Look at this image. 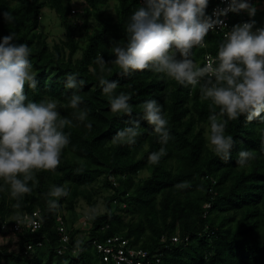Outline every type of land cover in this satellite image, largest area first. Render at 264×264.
Wrapping results in <instances>:
<instances>
[{
  "label": "trees",
  "instance_id": "1",
  "mask_svg": "<svg viewBox=\"0 0 264 264\" xmlns=\"http://www.w3.org/2000/svg\"><path fill=\"white\" fill-rule=\"evenodd\" d=\"M82 1L0 0V232L19 245L4 255L105 264L93 241L121 234L159 253L155 264H264V42L258 57L217 30L201 44L216 0ZM250 3L235 26L264 25ZM44 7L64 29L51 47ZM206 53L217 74L204 72ZM97 180L105 210L79 239L64 210L92 205ZM35 210L37 229H13Z\"/></svg>",
  "mask_w": 264,
  "mask_h": 264
},
{
  "label": "built area",
  "instance_id": "2",
  "mask_svg": "<svg viewBox=\"0 0 264 264\" xmlns=\"http://www.w3.org/2000/svg\"><path fill=\"white\" fill-rule=\"evenodd\" d=\"M141 4H146L148 0H139ZM255 2L257 8H263L264 2L261 0H216V3L210 9V15L203 17L198 21L200 32L197 36L201 44H203V36L209 30L221 31L224 36L231 38L235 49L241 46L250 50L252 54L258 57L259 44L264 42V25H253L250 21L245 20V16L235 26L231 22V16L236 13L242 14L250 9ZM80 10L76 8V11ZM251 10V9H250ZM175 51L184 54V49L175 47ZM204 72L208 75L217 74L215 67V58L206 53L204 55ZM60 225L57 227L60 240L65 244L69 235L63 226L61 217L57 218ZM40 225V214L37 210L32 214L22 213L13 223L14 230H20L28 227L35 230ZM187 237L184 238V240ZM173 242L181 241L178 235L171 237ZM96 253L105 264H155L160 261V254L151 252L139 246H133L129 243V239L121 234H113L101 241H93ZM31 245H27V249H31Z\"/></svg>",
  "mask_w": 264,
  "mask_h": 264
},
{
  "label": "rangeland",
  "instance_id": "3",
  "mask_svg": "<svg viewBox=\"0 0 264 264\" xmlns=\"http://www.w3.org/2000/svg\"><path fill=\"white\" fill-rule=\"evenodd\" d=\"M73 8H81L80 4H83L82 0H71ZM114 1L110 2V7L107 8L109 12L114 13ZM38 30L43 32L47 37L48 45L51 47L54 42L59 41L60 39H64V29L60 24V19L57 16L56 12L48 7H44L41 11L39 22H38ZM86 41V37H82L80 40V45L83 46ZM80 49L76 51L74 57H78L80 55ZM31 68L24 69L23 74L29 75L32 73ZM4 150H7L8 146L2 144ZM142 175H146V172H142ZM93 197V204L91 205L87 201H85L82 197H79L76 202V208L74 212H67L64 210L66 216L68 213L74 214L77 216L74 226L78 227L80 231L77 233L76 237L79 239L86 234L87 229L90 227V215L92 213L99 214L103 213L105 210L104 201L105 196L108 195L109 190L101 186V180H97L90 187ZM128 216H126L127 218ZM18 240L16 235L13 232H0V257L6 264H12L11 258H8L4 255L3 249L6 251H17L18 250ZM3 247V249H2Z\"/></svg>",
  "mask_w": 264,
  "mask_h": 264
}]
</instances>
